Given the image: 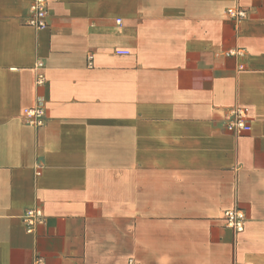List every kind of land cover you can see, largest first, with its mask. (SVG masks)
Segmentation results:
<instances>
[{
    "label": "crops",
    "instance_id": "crops-1",
    "mask_svg": "<svg viewBox=\"0 0 264 264\" xmlns=\"http://www.w3.org/2000/svg\"><path fill=\"white\" fill-rule=\"evenodd\" d=\"M45 1L0 0V264H264V0Z\"/></svg>",
    "mask_w": 264,
    "mask_h": 264
},
{
    "label": "built area",
    "instance_id": "built-area-1",
    "mask_svg": "<svg viewBox=\"0 0 264 264\" xmlns=\"http://www.w3.org/2000/svg\"><path fill=\"white\" fill-rule=\"evenodd\" d=\"M29 11L31 16L27 23L35 27H43L45 25L46 17V1L45 0H33L29 5ZM226 13L235 21L243 20L248 15V10L242 7L228 8ZM119 22V19H117ZM116 54L126 55L129 53L127 49H117ZM90 58V56L88 57ZM90 64V62H89ZM36 71L35 83L41 85L44 83L45 76L42 71L43 63L36 61L33 66ZM22 113L26 119V122L34 127H41L45 122V108L36 105L32 107H25ZM226 129L235 134H241L250 131V123L248 120V108L245 106H237L230 111L227 122L225 124ZM223 219L226 227L231 228L234 232L238 233L244 229L245 213L240 208H230L223 212ZM22 221L25 225L27 232H32L34 228L42 224L44 221V215L42 209L39 207L28 208L23 212ZM127 264H134L132 259L127 261Z\"/></svg>",
    "mask_w": 264,
    "mask_h": 264
}]
</instances>
